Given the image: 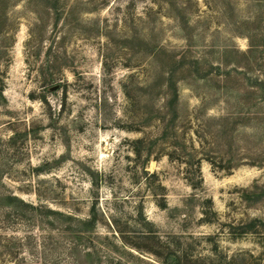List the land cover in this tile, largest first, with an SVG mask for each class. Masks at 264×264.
I'll use <instances>...</instances> for the list:
<instances>
[{"label": "rangeland", "instance_id": "obj_1", "mask_svg": "<svg viewBox=\"0 0 264 264\" xmlns=\"http://www.w3.org/2000/svg\"><path fill=\"white\" fill-rule=\"evenodd\" d=\"M6 4L0 264H264V0Z\"/></svg>", "mask_w": 264, "mask_h": 264}, {"label": "trees", "instance_id": "obj_2", "mask_svg": "<svg viewBox=\"0 0 264 264\" xmlns=\"http://www.w3.org/2000/svg\"><path fill=\"white\" fill-rule=\"evenodd\" d=\"M6 2H8V0H0V15L7 16L6 7L8 6V4H6ZM15 199L20 203L19 205L23 206L26 209H31L34 213L36 211L40 212L41 209H43L42 206H36V205L30 204V203H27L26 201H24L23 199H20L18 197H15ZM50 211L53 213V215L58 214V212H56V211H52V210H50ZM79 236L81 239L87 238L84 236V233H82V232L79 234ZM122 242L124 245L127 244V241H125V238H123V237H122Z\"/></svg>", "mask_w": 264, "mask_h": 264}]
</instances>
